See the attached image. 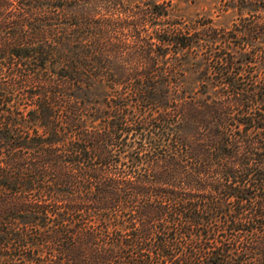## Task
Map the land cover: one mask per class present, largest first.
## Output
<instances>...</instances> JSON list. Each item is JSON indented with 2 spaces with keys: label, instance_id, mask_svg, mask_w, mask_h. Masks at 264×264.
I'll return each mask as SVG.
<instances>
[{
  "label": "trees",
  "instance_id": "1",
  "mask_svg": "<svg viewBox=\"0 0 264 264\" xmlns=\"http://www.w3.org/2000/svg\"><path fill=\"white\" fill-rule=\"evenodd\" d=\"M0 0V264H264V0Z\"/></svg>",
  "mask_w": 264,
  "mask_h": 264
},
{
  "label": "rangeland",
  "instance_id": "2",
  "mask_svg": "<svg viewBox=\"0 0 264 264\" xmlns=\"http://www.w3.org/2000/svg\"><path fill=\"white\" fill-rule=\"evenodd\" d=\"M177 3L188 18H194L196 15H206L213 18L214 21L227 22L233 17L223 16L221 12V0H173Z\"/></svg>",
  "mask_w": 264,
  "mask_h": 264
}]
</instances>
